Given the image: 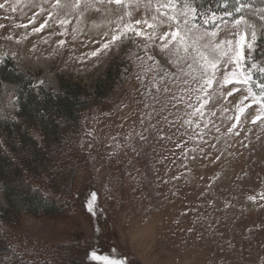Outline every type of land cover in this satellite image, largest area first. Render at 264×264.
I'll list each match as a JSON object with an SVG mask.
<instances>
[{"label":"rangeland","instance_id":"rangeland-1","mask_svg":"<svg viewBox=\"0 0 264 264\" xmlns=\"http://www.w3.org/2000/svg\"><path fill=\"white\" fill-rule=\"evenodd\" d=\"M54 2L7 0L0 9V57L7 55V63L31 85L45 77L44 87L54 92L60 91L58 77L63 75L92 93L95 81L116 59L122 74L112 94L88 108L81 122L79 144L85 158L68 175L64 188L72 205L58 215L22 213L11 223L0 218V233L25 260L51 264H68L72 256L86 260L92 248L108 253L113 247L132 264H264V200L259 198L264 193V123H252L257 106L241 114L237 127L228 131L237 123V102L247 89L236 85L241 90L229 97L231 85L221 90L214 84L216 91L210 90L212 99L203 114L196 113L201 104L198 85L158 46L150 52L159 61L154 66L137 47L145 43L142 38L125 40L99 58L79 59L109 39L104 33L113 31L123 9L63 8L59 18L70 22L61 27L55 14L52 18L47 14ZM261 11L264 2L255 0L245 14L258 36L264 29ZM153 14L143 6L133 9L134 19H150ZM45 20L42 31H32ZM198 23L200 31L215 30L212 24ZM166 30L167 25L162 26L161 33ZM230 38L222 31L217 41ZM60 40L65 41L63 46L58 45ZM148 68L151 71H145ZM2 86L0 121L13 120L21 85ZM37 137L41 138L40 131ZM43 184L42 190L53 194ZM93 191L102 211L97 216L84 207L85 197ZM249 196L257 200L250 201ZM0 203H7L1 192Z\"/></svg>","mask_w":264,"mask_h":264},{"label":"snow or ice","instance_id":"snow-or-ice-1","mask_svg":"<svg viewBox=\"0 0 264 264\" xmlns=\"http://www.w3.org/2000/svg\"><path fill=\"white\" fill-rule=\"evenodd\" d=\"M254 2L255 0H216L214 5L211 0H205L204 3H201L200 0H155L153 6V0H64V3L61 0H55L51 5L52 11L47 14L49 18L55 14L58 17L57 22L61 27H64L70 21L67 18H59V12L63 8L79 10L83 7L84 10L92 9L95 12H100L102 9L97 5H102L109 10L111 6L123 9V15L117 17L116 27L113 31L104 33L109 39L101 42L94 51L83 53L79 59L83 61L92 57L99 58L108 54L118 44H123L125 40L142 38L145 43L137 45V47L142 48L147 60L153 61L154 66H158L159 61H156L150 52L158 46L159 51L167 54L171 64L180 73L192 77L198 85L196 91L200 93L197 99L201 101L200 107L196 108L195 112L201 115L205 104L212 99L210 90L216 91L213 88L214 84L217 89L221 90L231 85L232 89L227 92L229 97L239 92L241 89L236 85H241L247 89V95L242 96L237 102L238 114L235 117L237 123L228 129L229 132H232L240 121V115L254 105L257 107L252 123L255 124L257 121L264 123V119H262L264 118V29L258 36L255 26L249 25L245 20V14L252 10ZM6 3L7 0L5 3H0V9L5 8ZM222 5H231V7H224L220 13L217 11V7ZM141 6L153 11L154 14L150 19L147 17L133 18V9H138ZM44 12L45 9L41 6L40 14ZM79 14L82 16L83 11ZM125 17L128 19L125 20ZM228 17H233V19L229 21ZM259 19L264 21V11L260 12ZM198 21H202L203 25H214L215 30L209 31L205 28L200 31L201 24ZM30 23L34 24L35 18ZM47 23L48 21L45 20L38 28L34 27L32 31H42ZM164 25H167L168 30L161 33V28ZM230 25L235 29L234 33L229 27ZM241 25H244L243 31L240 30ZM17 27L27 28V25H17ZM222 31H227L233 38L217 41V37ZM7 39H12V37L9 36ZM64 43V40L58 41L59 46H63ZM8 59L7 55L0 57V67L6 66ZM11 59L14 60L15 55ZM137 59L143 60L144 57L138 56ZM145 71H151V69L148 68ZM218 73H220L219 77ZM163 78L161 76V79ZM183 83L188 84L189 81L184 80ZM42 84L43 81H40L38 85H30V87L35 91ZM153 86L156 87L155 84ZM257 89L258 91H256ZM164 91H168V89L165 88ZM36 95L39 96V92H36ZM221 95H223L222 91ZM245 101L249 102L245 103ZM40 114L43 118L44 113ZM140 139L143 140L145 137L140 136ZM0 152L7 153L3 143H0ZM41 180L43 182L44 178L41 177ZM33 191L40 192L44 199H48V194L39 188H34ZM259 198L264 200V193H261ZM248 199L255 202L257 197L249 196ZM84 207L91 216L102 214V211H98L97 193L94 191L85 197ZM96 231L98 245L99 227ZM7 250L13 255L12 257L0 256V264H10V260L17 259L21 264H35L34 261L25 260L23 254L14 250L10 244L7 245ZM86 260L90 264H132L126 257L120 256L114 247L108 253L98 252L97 248H92L88 250ZM44 264H48V262L45 261Z\"/></svg>","mask_w":264,"mask_h":264},{"label":"trees","instance_id":"trees-1","mask_svg":"<svg viewBox=\"0 0 264 264\" xmlns=\"http://www.w3.org/2000/svg\"><path fill=\"white\" fill-rule=\"evenodd\" d=\"M211 2L216 4V0ZM224 7L230 8L231 5L218 6L217 11L222 13ZM121 67L119 60L111 62L95 81L92 93L86 86L63 75L58 77L59 92L44 86L33 91L30 79L17 74L13 64L6 62V66L0 67V92L5 83L21 85L15 119L0 121V136H3L0 143L7 150L6 154L0 152V192L7 201L6 205L0 203V218L4 222H18L22 213L35 216L63 214L65 206L72 205L73 198L64 188L68 175L85 158L79 144V135L83 131L81 122L88 108L112 94L120 80ZM41 112L44 113L43 118ZM61 120L63 125L59 123ZM39 131L41 138L37 137ZM43 183L53 194L42 190L40 186ZM34 188L47 193L48 199L33 191ZM9 244L13 248L0 233V256L12 257L13 253L7 250ZM45 261L51 264L48 260H34L35 264H44ZM10 264L21 262L10 260ZM68 264H87V261L83 257L72 256Z\"/></svg>","mask_w":264,"mask_h":264},{"label":"water","instance_id":"water-1","mask_svg":"<svg viewBox=\"0 0 264 264\" xmlns=\"http://www.w3.org/2000/svg\"><path fill=\"white\" fill-rule=\"evenodd\" d=\"M40 81H43V84H42V86H44V85H45V83H46V78H45V77H43V76L37 77V78L35 79V82H34V84H33V85H38V82H40ZM38 87H40V86H38Z\"/></svg>","mask_w":264,"mask_h":264}]
</instances>
